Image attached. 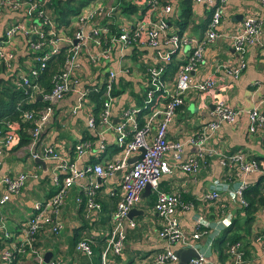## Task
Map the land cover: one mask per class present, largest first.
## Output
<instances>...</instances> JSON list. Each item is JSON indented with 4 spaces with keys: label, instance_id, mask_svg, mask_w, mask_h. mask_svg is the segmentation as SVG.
Listing matches in <instances>:
<instances>
[{
    "label": "crops",
    "instance_id": "1",
    "mask_svg": "<svg viewBox=\"0 0 264 264\" xmlns=\"http://www.w3.org/2000/svg\"><path fill=\"white\" fill-rule=\"evenodd\" d=\"M171 2H174L178 12V1L171 0ZM191 8V23L184 35L199 42L206 29L203 28L206 26L210 12L204 4L192 2ZM221 10V24L216 28L218 38L205 48L203 54L205 64L191 74L192 85L212 79L215 81L216 87L207 93H201L192 87L186 93L184 104L176 110L175 116L168 126L167 139L169 142H184L198 138L204 133V127L212 121L211 112L214 102L221 99L231 108L238 110L240 115L234 124H222L208 138L205 143L206 147L220 156L243 154L256 161L264 172V131L250 134L247 119V113L253 108H258L264 116V105L261 104L264 98V24L260 44L249 48L246 58L247 66L240 77L233 80L222 68L224 65L235 63L233 38L246 18L261 15L260 0H226ZM158 15L156 10L151 12L150 9L145 11L140 9L137 13L129 16L120 13L108 15L100 12L93 23L98 26H104L107 23L123 28L128 23L134 22L146 27L151 22H155ZM14 19L15 16L10 12L4 13L0 21L1 35L5 27ZM71 19L67 26L57 25L58 29L61 32L65 29L72 30L71 23L73 21ZM38 25V22L26 24L32 30ZM169 32L176 34L172 26L171 29L169 28ZM142 36H144V32ZM13 45L14 61L10 73L16 72V70L18 74L27 72L31 66L32 58L25 40L15 39ZM135 47V50L126 51L121 44L116 43L111 48V55L105 60L100 58L99 52H95L96 48L94 47H90L87 53L80 56L77 62L78 66L72 73L70 91L62 100L54 104L50 121L43 128L39 137V147H52L57 152L59 159L73 164L79 169L95 164L103 165L108 161L119 159L120 149L117 146V134L113 128L121 123L122 115L128 108L137 110L138 115L144 110L145 100L142 97L149 81L148 69L158 65L155 58L157 52L166 54L172 51L166 40H162L154 52L141 44L136 43ZM192 47L193 44H189L177 54L172 55L171 63L178 67L185 63ZM168 66H166L162 81L168 89H172L178 67L173 72L172 69H168ZM110 72L117 73L113 86L118 77L123 79V83L116 84L119 95L113 96L112 128L101 127L96 122V127L91 129L87 125V119L96 115L97 104L94 97L95 94L103 93L102 87L109 78ZM81 93L87 94L84 104L77 115L73 116L71 111L78 103ZM100 99H103L102 95L99 96V101ZM158 100L159 103L163 102L160 98ZM138 115L137 119L139 123H142L146 113ZM78 143L89 145L82 157H79L75 149ZM197 154V148L188 145L185 146L182 159L183 161L188 160ZM0 160V179L2 176L14 177L20 174H29L19 195L11 197L8 203L0 206L1 254L2 249L10 243L18 246L23 244L21 228L30 218L36 206L44 205L55 193L54 178H63L64 175L59 170V164H63V162L41 159L45 168L36 164L35 160L30 157L29 145L4 151ZM233 173L232 170L220 164L217 155L206 156L199 160V169L194 176L173 170L172 174L161 178L159 190L168 194H180L189 204L190 207L187 210H182L178 214V221L204 264H232L229 255L228 257L227 255L226 257L221 256L216 244L217 240L222 238L229 228L231 233L240 228L243 236L242 241L237 242L241 244L244 251L242 264H264V240L262 241L264 239V204L257 208L252 223L246 226L244 214L241 212L243 206L234 195L241 179L235 177ZM124 174V171H116L112 176H108L102 181L93 177V182L99 185V191L96 194L97 201L101 206L99 212L92 211L88 214L84 209V201H80L85 196V188L90 182L89 178L78 180L72 185L64 205L58 213L51 215L52 219L61 223L62 230L59 234L54 235L48 228H45L36 237L35 247L39 249L43 260L45 254L49 253L51 258L48 262L101 264L100 255L106 245L105 238L112 227L111 217L122 197ZM261 179L264 182V175L259 173L247 176L245 189L246 187L255 188ZM263 182L259 187L261 196H264ZM214 190L219 193V198L217 200L207 198L208 194ZM3 194L4 190L0 186V196ZM155 200L156 194L151 189L148 194H141L132 213L128 214L122 224L125 235L122 254L113 259L110 258L108 264H148L158 254L164 252V243L159 240L157 235L161 219L153 210ZM79 201L83 203H79ZM245 204H247L246 201ZM131 223L134 224L133 227L130 226ZM195 231L200 234L198 240L191 239ZM3 233L8 234V238H3ZM77 237L78 241L88 239L91 242L92 256L75 251L74 243ZM25 252H17L15 264H36L34 256L30 253L24 254ZM0 264L2 263L0 262Z\"/></svg>",
    "mask_w": 264,
    "mask_h": 264
},
{
    "label": "built area",
    "instance_id": "2",
    "mask_svg": "<svg viewBox=\"0 0 264 264\" xmlns=\"http://www.w3.org/2000/svg\"><path fill=\"white\" fill-rule=\"evenodd\" d=\"M100 1L94 0L82 8L80 13L71 19L74 22L71 23L73 26L72 30L68 29L67 31L65 29L61 32L50 17L47 0H0V21L5 12H10L15 16V19L5 27L3 34H0V69L1 67H5L8 70L12 69L14 61L13 42L15 39H24L33 65L30 66L27 72H23L18 76V82L21 81L26 87H31L30 97L32 99L40 97L45 104V107L37 114L34 112H26L24 114L26 122L35 124L30 132V157L32 160L45 159L63 162V164H59V170L64 175L62 179L54 178L55 193L44 205L36 206L30 218L21 228L23 244L18 246L10 243L2 249L0 254V261L2 262L9 263L13 254L25 252L26 248H28L29 253L34 256L36 264H44L39 249L35 247L36 237L45 228H48L54 235L59 234L62 230L61 223L52 219L51 215L58 213L64 205L72 185L78 180L89 178L90 182L85 188V196L80 200L84 201V203L80 201L79 203H83L84 209L88 214L92 213V211L99 212L101 206L96 198L99 185L94 183L93 179L98 178L102 181L108 176H112L116 171H124L122 197L111 217L112 227L105 238L106 245L100 255L101 264H108L110 258L113 259L122 254L125 242L122 224L139 201L146 186H149L152 192L156 194L153 210L161 219L160 230L157 235L159 240L164 243V252L158 254L148 264H177L178 259L174 255V250L193 248L192 243L188 240L178 221V214L182 210H187L190 206L181 201L179 194H168L160 191L159 182L161 178L172 174L173 170H179L194 176L198 172L200 159L217 155L220 164L232 170L234 176L241 179L234 195L238 198L240 204L244 206L245 178L257 173L264 175L259 164L243 154L236 153L230 156H220L212 149L206 147L205 143L208 138L222 124H234L240 115L238 110L231 108L221 99H217L214 102V108L211 112L212 121L204 127V133L198 138H192L184 142H169L167 139L168 126L173 120L176 110L184 104L186 93L192 87L201 93L213 91L216 87V83L212 79L192 85L191 74L205 64L204 50L218 38L216 28L221 24V8L226 0H192L195 4H204L212 15L199 42L191 40L185 35L180 36L177 33L169 32V23L166 20V16L172 11L171 0H164V5H162V1L144 0V11L150 9L151 12H154V10L158 12L159 15L156 21L151 22L146 27L144 25L140 26V23L130 22L123 28L117 27L120 30L119 34H111L112 24L106 23L104 26H98L93 23V20L100 12L108 15L120 13L114 7L110 8V5L106 7L105 3ZM260 6L261 15L246 18L242 27L233 38V50L236 56L235 63L222 66L233 80H237L246 69V58L249 48L260 44L264 24V0H260ZM29 22L31 24L38 22L39 25L32 30L26 26ZM45 29L47 31H44ZM143 32L144 36H142ZM103 38L110 39L111 45L109 47H104L101 41ZM162 40H166L172 51L166 54L157 52L155 58L158 61L156 63L158 65L151 66L148 69L150 75L144 94V110H142L148 112L143 122L139 123L137 110L128 108L122 115L121 123L113 128L117 134V146L120 149L118 160L79 169L75 165L59 159L57 152L52 147L43 148L40 153L36 152V144L43 128L50 121L54 104L62 100L70 91L72 73L77 68V62L82 54L87 53L90 47H94L96 48L95 52H99L100 58L105 60L111 55V48L116 43L121 44L126 51L136 48L135 45L137 43L154 52V50L158 49ZM189 44H193L191 52L185 63L179 66L174 77L173 88L168 89L162 81V76L167 69L166 66L171 63L172 55L177 54ZM61 46L68 47L67 60L61 74L54 78L52 89L44 93L34 82L45 67V63L60 53L59 49ZM34 64H36L35 67ZM116 75L117 73L110 72L109 78L103 85V101L98 116V123L101 127L108 129L112 128L113 83ZM86 95V93H81L78 103L71 111L73 116L80 111ZM159 98L163 100L162 103H159ZM261 104L264 105V98ZM247 119L248 132L250 134L264 131V116H262L258 108L251 109L247 113ZM87 125L91 129L96 127V120L93 116L87 119ZM7 127L8 130L0 127V159L2 153L10 150L17 142L14 127L8 124ZM188 145L195 146L198 154L183 161L184 149ZM88 148L89 145L85 143H78L75 146L79 157H82ZM142 151L144 152L142 157L130 163V159L141 155ZM28 178L29 174H20L14 177L2 176L0 186H2L4 194L0 196V206L8 203L11 197L19 195ZM218 195L219 193L214 190L208 194L207 198L217 200L219 198ZM130 226L133 227L134 224L131 223ZM3 234V238H8V234ZM199 237V232L195 231L191 239L198 240ZM75 251L86 256L93 255L91 242L88 239L78 241L75 245ZM228 254L232 264H242L244 251L240 243L231 245L228 249ZM45 264L59 263L50 261ZM189 264H204V261L199 257L198 259H191Z\"/></svg>",
    "mask_w": 264,
    "mask_h": 264
},
{
    "label": "trees",
    "instance_id": "3",
    "mask_svg": "<svg viewBox=\"0 0 264 264\" xmlns=\"http://www.w3.org/2000/svg\"><path fill=\"white\" fill-rule=\"evenodd\" d=\"M47 1L49 3L48 7L50 10V17L52 18L53 22L58 26H67L71 18L78 15L82 8H84L94 0H47ZM158 1H162L161 2L162 5L165 4L164 0H158ZM177 1H178V12H177V8H175L174 2H171L172 7L174 5V9H173L174 11L172 10V12H170V14L166 16V20L169 23V28L171 29L172 26L175 32L182 36L185 34L184 32L191 23L192 0H177ZM143 4H144V0H118L117 4H115L113 7L116 9V11H120L121 14H126L129 16L137 13L139 9H145L144 6L141 7ZM211 16L212 15L210 12L209 17L206 20L207 22L206 26L203 29L207 28V25L211 20ZM58 26L57 28H59ZM44 31H47V29H45ZM110 32L111 34H119L120 30L117 29L116 25H113L111 26ZM101 41L104 47H109L111 45L110 39L103 38ZM67 50L68 47L61 46L59 49L60 53L52 57L45 63V67L40 72L38 79L34 82L42 89L44 93H47L52 89L54 78L58 77L59 74H61L64 64L68 57ZM32 65L33 63H31V66ZM35 66L36 64H34V67ZM177 67L178 65H174L170 63L168 69L169 70L172 69L174 72L176 71ZM10 71L11 70L6 69L5 67H1L0 69V127L5 128L6 130H8L7 124L9 126L15 127L14 134L17 137V142L10 149L13 150V149L21 148L23 146L30 145L31 143L30 132L34 128L35 124L31 122H26L24 120V114L26 112H34L35 114H37L40 110H42L45 107V104L42 103L40 99H38L37 97L34 99L30 97L31 87L28 88L21 81L18 82L19 80L18 76L20 74H18L17 70L16 72L13 73H10ZM118 83L119 84L123 83V79H121V77H118L116 79V82L113 87L114 89L113 96L119 95V92H117L116 90V84ZM145 89H147V85ZM101 95H102L101 93L97 95L95 94L94 97L95 103L97 104L96 115L94 116L96 122H98V116L101 111V104L103 101V99H100L99 101V96L101 97ZM144 98L145 95L142 97V99L144 100ZM147 112L148 111H142L140 115L145 114ZM38 144L39 141L36 144L37 145L36 152L40 153L43 150V148L39 147ZM262 182L263 181L261 179L260 183L256 185L255 188L253 187L249 189L248 187H246V189H244L243 191V197L247 204L243 206L241 212H243L244 214L246 226H249L252 223L257 208L260 205L264 204V196H261V192L259 191V187L260 184H262ZM179 196L181 201L187 204V202H185V200L183 199V197H181L180 194ZM81 207L83 209L82 204ZM231 232L232 231L229 228L226 234L222 238L218 239L216 242L218 251L222 257L224 256L226 257V255L228 257L229 247L237 242H241L243 239V236L240 232V228H238L233 233ZM77 242H78V237L75 239L74 245H76ZM24 254L27 255L29 254L28 248H26V252ZM17 256H18L17 253L13 254L12 259L9 263H5L2 261L0 262L2 264H15V262L17 261Z\"/></svg>",
    "mask_w": 264,
    "mask_h": 264
},
{
    "label": "water",
    "instance_id": "4",
    "mask_svg": "<svg viewBox=\"0 0 264 264\" xmlns=\"http://www.w3.org/2000/svg\"><path fill=\"white\" fill-rule=\"evenodd\" d=\"M38 99H40V98H38ZM143 154H144V152L142 151L141 155L131 158L130 163L141 158ZM35 163L42 166L43 168H45V164L41 159H36ZM148 192H150V187L146 186L143 194H148ZM131 213H132V210L130 211L129 215ZM174 255L178 259V264H189L191 259H198L199 258V253L194 248L176 249V250H174ZM50 258H51V255L49 253L45 254L44 263H47L50 260Z\"/></svg>",
    "mask_w": 264,
    "mask_h": 264
},
{
    "label": "rangeland",
    "instance_id": "5",
    "mask_svg": "<svg viewBox=\"0 0 264 264\" xmlns=\"http://www.w3.org/2000/svg\"><path fill=\"white\" fill-rule=\"evenodd\" d=\"M102 1V0H101ZM118 0H104L103 2H107L105 3V6L108 7V5H110V8L113 7L115 4H117ZM117 7V6H116ZM140 10V9H139Z\"/></svg>",
    "mask_w": 264,
    "mask_h": 264
}]
</instances>
